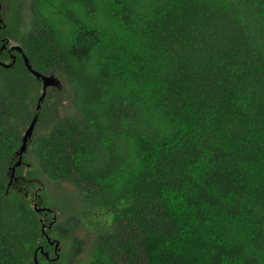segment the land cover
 <instances>
[{"label": "trees", "instance_id": "1", "mask_svg": "<svg viewBox=\"0 0 264 264\" xmlns=\"http://www.w3.org/2000/svg\"><path fill=\"white\" fill-rule=\"evenodd\" d=\"M19 5L31 24L17 41L33 68L60 78L75 107L62 115L45 100L36 125L46 130L28 147L45 176L81 197L53 225L66 250L35 259L264 264V0ZM10 69L39 86L20 56L0 66ZM23 82L0 84V264H34L45 242L39 213L7 186L19 109L27 121L32 114ZM40 203L48 205L42 194ZM77 226L88 228L86 248L67 234Z\"/></svg>", "mask_w": 264, "mask_h": 264}, {"label": "flooded vegetation", "instance_id": "2", "mask_svg": "<svg viewBox=\"0 0 264 264\" xmlns=\"http://www.w3.org/2000/svg\"><path fill=\"white\" fill-rule=\"evenodd\" d=\"M20 2H23V0H0V66L4 67V68H8V67H6L4 64L2 65V63H8L11 60V56L14 57V61H13V64L9 67H12L15 64L17 56H20L23 63H24L22 53L20 51H18L16 48L10 49V47L16 43L21 46V44L17 41V38L15 37L16 34H19L21 32V30L16 32L17 28L15 29L16 26L20 25V21H21L20 15L17 14L18 8H16L17 5L20 7V5H19ZM26 8L27 7H22L20 10V13H22L24 10H26ZM13 28H14V30L12 31ZM8 30L12 31V35L7 33ZM11 38H12V41L15 43L10 42ZM2 43H4V46H2ZM24 65H25V63H24ZM39 80H40V82H39V86H40L41 79H39ZM61 85H62V83L59 84L58 86L47 87L46 93L40 102L39 112L42 109V104L45 100L48 101L50 106H52L53 104H55L57 102L56 108H57V111L59 112L60 104L63 103V101L66 100L65 97L68 96V95L67 96L64 95V92L61 90ZM39 86L35 90H37L39 88ZM39 95H40V92H39V94L36 93V95L35 94L32 96L28 95L26 98V103H27L29 109L32 111L31 117L34 113L36 103H37V99H38ZM30 97H31V101L29 102ZM58 99H59V102H58ZM38 115H39V113H38ZM36 128H38V126L35 124L34 130H36ZM21 136H22V131H21ZM34 136H35V133L33 131L31 141H32V138ZM31 141L29 143H31ZM29 143H27L26 149L23 151V153L21 155L20 163L17 165H14L13 169L11 168V166L17 160L16 156L13 157V153L18 147L11 154L10 160L7 162V165H6V167H7L6 172L8 175L7 186H10L11 188H15V189L21 191L33 206L35 204L34 208L39 213V220H40V224H41L42 237L45 240V242L43 244L38 245V247H36V248H37V252H39L41 255L44 256L45 259L43 262H48L49 260H54L55 258H58L60 256V254L66 250V247H63V241L65 239H60L59 237H57L58 232L53 231V225L56 221H58V217H57V213H56L57 210H55L54 208H52L48 205H43L40 203V201H41L40 192H41V190H45V186H44L43 181L40 180V178H39L40 177L39 170H37L38 167L36 165V161L32 158V155L30 153L31 149L28 147ZM33 165L36 166L35 172H37L38 175L33 176V177L26 176L28 170L31 169L33 167ZM11 170H12V174H10ZM29 182H34V184H30V187H27L26 185ZM37 208H40V209H37ZM48 208H50V209H48ZM69 216L70 215H68L67 218ZM67 218H66V220H67ZM60 228L64 231L66 229V226H60ZM79 229H80V226H77L73 231L68 232L67 234L78 235L80 238L84 239V246L85 245L89 246L90 235H87L86 233H84L82 235L79 234L78 233ZM91 235H92V233H91ZM52 239L59 241L58 246H55V242H52V243L49 242ZM41 247H42V250H41ZM81 253H83V252H80L79 254H81ZM35 258H36V256L34 257V259ZM37 261L39 264H41V262H39V260H37ZM34 264H35V261H34Z\"/></svg>", "mask_w": 264, "mask_h": 264}, {"label": "rangeland", "instance_id": "3", "mask_svg": "<svg viewBox=\"0 0 264 264\" xmlns=\"http://www.w3.org/2000/svg\"><path fill=\"white\" fill-rule=\"evenodd\" d=\"M16 8L20 9L18 5L16 6ZM20 20H21L20 25L16 26L15 29L17 28L16 32L21 30V32L23 33L25 32V29L30 27V24H31L30 12H27L24 10L21 13ZM13 30L14 28L12 29V31ZM10 42L15 43L12 41V38ZM7 80L12 81L13 88L17 87L20 81H24L23 83H25L26 86L28 87L27 95L30 93L32 95L34 94L36 95V93L39 94L41 90V84L37 90H35L36 88L33 89V87H35V85L38 84L37 80L31 76H28L21 70H12V69L0 70V84L5 82V84L7 85ZM62 85H61V88L63 87ZM62 91L64 92V95L66 96L69 94L66 88L65 90H62ZM68 96H70V94ZM65 98L66 100H64L63 103H61L59 106V113H61L62 115L65 114L66 112H70V113L75 112V107L70 102L69 98L68 97H65ZM30 101H31V97H30L29 102ZM27 108L29 109V107ZM19 115L22 116L20 120L22 121V123H24L23 126L21 127V131H23V129L29 123V120L27 121V110L24 108L19 109ZM44 127H45V123L42 122L41 126H38V128L34 130V133L36 134V133L45 131L46 129ZM39 175H40L39 177L40 180L43 181L44 186H45V190H41L40 192V194L44 196L45 203L48 204V206L53 207L54 209L57 210L56 213H57L58 220H65L67 216L73 210L71 208L72 206L70 205L74 204L75 206V204H77L81 200V197L78 191L75 190L74 186L70 184L69 182H66V181L59 182V181L51 180L47 176H45L40 170H39ZM78 233L81 235L84 233L87 234L88 228L86 226L84 227L80 226ZM86 246L87 245H85V247ZM63 247L67 248L66 240L63 241ZM85 256H86L85 252L79 254V257H85Z\"/></svg>", "mask_w": 264, "mask_h": 264}, {"label": "water", "instance_id": "4", "mask_svg": "<svg viewBox=\"0 0 264 264\" xmlns=\"http://www.w3.org/2000/svg\"><path fill=\"white\" fill-rule=\"evenodd\" d=\"M2 46H4V43H2ZM12 48H16L18 51H20L22 53V56H23V59H24V63H25V66L27 67V69L32 74H34V76L36 78L41 79L40 95H39V97L37 99V103H36V107H35L34 113H33L32 117H31L29 123L26 125V127L22 131L20 145L18 146V148L13 153V157H15V156L17 157V160L11 166V168L13 169L14 165H17V164L20 163L21 155H22L23 151L26 149L27 143H29L31 141V137H32V134H33V131H34V127H35V124H36V121H37V117H38V113H39V109H40V102H41L42 98L44 97V95L46 93L47 87L55 86V85L58 86L59 84H61V81H60V78L56 74H54L52 72H50V73L40 72L37 69L33 68L31 63H30V61H29V59H28V57L23 52V50H22V48H21V46L19 44H17V43L14 44L13 46L10 47V49H12ZM13 61H14V57L11 56V60L8 63H2V65L4 64L6 67H9V66H11L13 64ZM10 174H12V170H11ZM34 206H35V204H34ZM37 209H40V208H37ZM48 209H50V208H48ZM49 242L50 243L55 242V246H58V244H59V241L55 240V239H52ZM41 250H42V247H41ZM36 251H37V248H35V250H34V257H35V252ZM35 264H39L37 259H35Z\"/></svg>", "mask_w": 264, "mask_h": 264}, {"label": "clouds", "instance_id": "5", "mask_svg": "<svg viewBox=\"0 0 264 264\" xmlns=\"http://www.w3.org/2000/svg\"><path fill=\"white\" fill-rule=\"evenodd\" d=\"M23 50V49H22ZM30 121V120H29ZM37 122V121H36ZM35 128V127H34Z\"/></svg>", "mask_w": 264, "mask_h": 264}]
</instances>
